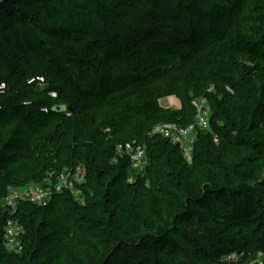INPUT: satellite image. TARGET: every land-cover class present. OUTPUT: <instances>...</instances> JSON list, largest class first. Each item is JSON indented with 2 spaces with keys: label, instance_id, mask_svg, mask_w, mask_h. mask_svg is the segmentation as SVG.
<instances>
[{
  "label": "trees",
  "instance_id": "trees-1",
  "mask_svg": "<svg viewBox=\"0 0 264 264\" xmlns=\"http://www.w3.org/2000/svg\"><path fill=\"white\" fill-rule=\"evenodd\" d=\"M0 264H264V0H0Z\"/></svg>",
  "mask_w": 264,
  "mask_h": 264
},
{
  "label": "built area",
  "instance_id": "built-area-1",
  "mask_svg": "<svg viewBox=\"0 0 264 264\" xmlns=\"http://www.w3.org/2000/svg\"><path fill=\"white\" fill-rule=\"evenodd\" d=\"M209 113L210 107L208 100L205 98L198 99L197 103V118L196 121L187 127H180L174 123H165L157 126L155 132H160L165 137L170 138L174 143L181 146L184 150L185 156L191 159L193 152V143L195 142L196 135L194 131L199 128L207 129L209 127ZM120 149L128 152L131 155L132 164L135 168L143 170L145 160V150L141 145H121ZM80 172L72 175L70 170L63 171H50L41 182L29 184L23 190L12 189L8 196L5 198V203L9 207L15 208L17 200L24 199L31 202L46 203L55 192L63 190H73L78 194L75 183L82 182L80 179ZM23 228L19 224L10 223L5 238L7 239V247L16 253H19L22 248V234ZM231 256L229 257V259ZM233 258H236L235 256Z\"/></svg>",
  "mask_w": 264,
  "mask_h": 264
},
{
  "label": "crops",
  "instance_id": "crops-1",
  "mask_svg": "<svg viewBox=\"0 0 264 264\" xmlns=\"http://www.w3.org/2000/svg\"><path fill=\"white\" fill-rule=\"evenodd\" d=\"M169 98L172 99V101H169L166 106H171L170 102H172V104H173L174 107L179 108L181 106L180 100H178L176 97L173 98V96H170V97L167 98V100Z\"/></svg>",
  "mask_w": 264,
  "mask_h": 264
},
{
  "label": "rangeland",
  "instance_id": "rangeland-1",
  "mask_svg": "<svg viewBox=\"0 0 264 264\" xmlns=\"http://www.w3.org/2000/svg\"><path fill=\"white\" fill-rule=\"evenodd\" d=\"M173 98H175L174 96H173ZM163 101V105L165 106V105H167V103L169 102V101H172V99H168L167 100V98H165V99H163L162 100ZM170 104H171V106H173V104H172V102H170ZM174 107V106H173ZM80 179L83 181L84 180V172L83 171H81V173H80Z\"/></svg>",
  "mask_w": 264,
  "mask_h": 264
}]
</instances>
